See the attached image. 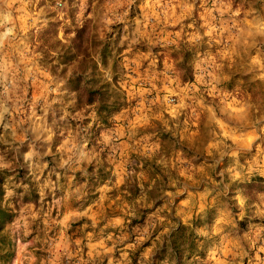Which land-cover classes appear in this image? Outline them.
<instances>
[{
  "label": "rangeland",
  "instance_id": "obj_1",
  "mask_svg": "<svg viewBox=\"0 0 264 264\" xmlns=\"http://www.w3.org/2000/svg\"><path fill=\"white\" fill-rule=\"evenodd\" d=\"M199 1H201L199 6L194 7V10L199 11V14L195 13L198 19L193 22L194 35H205L209 25L214 24L217 27L222 23L228 25V30L221 37L225 48L221 49L216 45L215 53L209 52V56L226 55L227 51H236L240 55L246 53L248 49L264 53V36L249 35L247 32L241 34L233 26V18L230 15L221 17L220 9L227 5L225 0ZM144 3L148 4V0H136V3L131 5L132 15L128 16L125 15V9L129 5L125 3L123 6H114L116 0H0V18L5 13H10L11 24L14 25L16 33L14 37L9 38L11 47L6 52V55L14 60V64L11 69L0 70V112L3 113L0 116L2 202L14 209L19 216L39 215L46 229L50 219L67 213L65 212L67 186L79 185L81 160L82 164H85L86 155L90 156L96 152L98 147L96 140L99 137L97 133L100 128L108 125L112 114L115 113L112 111L106 116L105 122H102L95 111L98 102L93 103L92 106H82L77 103L75 95L68 89L69 81L80 74L85 80L88 76L103 73L102 67L96 63L99 59H101L100 64H114L120 73L119 69L122 70L124 67L119 65V55L114 58L118 49H113L111 43L120 36L123 22L125 25L129 22L121 20L127 16L129 18L139 16ZM229 6L231 7V4ZM104 10H107L105 15L102 14ZM248 14L250 13L244 12L241 17L235 18L241 27L252 22ZM252 19L264 23L261 13H256ZM201 43L207 45L203 50ZM215 43L218 44L219 41ZM146 45L144 40H138L135 44L137 50L133 51L145 52ZM212 46L206 39L204 42L192 39L183 41L179 34L173 37V41L164 50L168 53L170 62L167 67L169 86L165 94L170 90L187 93L190 87L198 86L197 72L194 71L190 79L183 75L184 54L194 53L195 58L191 63L196 65L202 52H207ZM244 59L246 60L247 57L245 56ZM172 66L175 67V71ZM142 68L143 66H137L133 74L137 71L143 72ZM172 75L179 78L180 83H177ZM183 76L185 81H182ZM172 80H175V85L170 87ZM242 85H245V81L237 79L235 91L243 90L245 95L252 97L255 86L252 89L247 87L242 89ZM99 86V82L95 83L96 88ZM115 94L117 96L118 92L115 91ZM261 95H264V90H261ZM182 98V96L173 97L176 103ZM89 110H94V114L89 115ZM126 115L131 117L133 114L128 112ZM90 116L93 118L90 119ZM203 119L204 123L201 122L200 114L193 116L190 109L188 115L183 117L176 135L171 138L159 134L156 136L174 152L195 153L199 156V160H202L213 154L216 158L224 152L233 153L234 144L240 140L239 137L243 133L245 134L246 129L249 128L250 134L251 129H256L261 137L256 141L257 143L255 142L256 144L238 152L235 156L231 154L226 158L230 159L233 171H240V161L245 157L249 158L254 152H258L264 163V132L261 131V125L253 127L251 123L247 126L250 121L225 120L218 113L213 128L218 138L213 139L207 132V118ZM157 123L152 126L156 127ZM184 140L192 142L189 149L185 147ZM88 168L93 167L89 165ZM226 181H230L232 189L238 188L241 196L249 203L257 193H263L253 192L246 196L243 195L241 188V183L246 180L237 182L236 179H227ZM5 192H7L6 197ZM26 199L31 202L26 203ZM238 200L237 197L230 199L232 205L227 209L231 211L232 218L239 217L238 226L242 233L255 223L262 222V219L252 216L251 211H244ZM227 201L229 202V199ZM52 227L54 228V225ZM45 229L37 228L36 231L39 234ZM5 234L9 239H15L14 236H8L7 230ZM55 235L59 238L63 233L58 231ZM145 244L146 242L141 246L137 245L134 254L137 255L139 248ZM158 253L159 249L154 254L157 258L160 256ZM261 254L264 258V251H261ZM65 257L67 256H62L57 264H66ZM15 264H19V257Z\"/></svg>",
  "mask_w": 264,
  "mask_h": 264
},
{
  "label": "crops",
  "instance_id": "obj_2",
  "mask_svg": "<svg viewBox=\"0 0 264 264\" xmlns=\"http://www.w3.org/2000/svg\"><path fill=\"white\" fill-rule=\"evenodd\" d=\"M175 1H162V8L148 7L144 3L139 16H127L121 20L129 22L126 25L123 22L120 36L111 43L113 49H118L114 58L119 55V65L124 67L119 69L120 73L112 63L100 64L101 59L96 62L103 71L98 75L99 84H104V88L112 93L107 102L115 99L117 91L124 103L112 114L108 125L99 129L96 152L86 155L85 164L81 160L79 185L67 186V213L63 215L76 220L71 222L72 230L68 233L72 241L68 264H108L109 260L113 264H193V261L196 264H262L264 261L261 254L264 251V192L257 193L249 203L238 188L232 189L230 181H226H248L250 176L255 175L264 178V163L258 152L240 161V171H233L230 159L226 158L232 152H224L216 158L213 154L199 160L195 153L174 152L157 136L154 140L146 135L131 141H117L115 138L117 131L143 124V117L147 115L143 109H147L153 101L158 103L166 95L170 62L164 50L173 37L179 34L184 41L194 36L193 22L198 19L195 15L199 14L197 9L179 24V28L169 23L162 13L168 9L178 17L184 6H199L201 1ZM225 3L230 5L227 0ZM106 11L102 14L105 15ZM158 15L162 23L157 22ZM138 40L147 44L145 52L133 51L137 50L135 44ZM137 66H143L144 71L133 74ZM109 70L115 78L107 82L105 77ZM172 76L180 83L179 78ZM145 89L149 91L142 99ZM130 96L133 97L131 103L128 102ZM155 108L156 105H153L154 121L161 115ZM128 112L133 115L128 117ZM88 113L93 115L94 110ZM248 129L234 144V152L249 149V141L259 133L251 129L250 134ZM105 135L110 137L107 142L103 139ZM183 142L187 148L192 146L190 140ZM153 144H160L161 150L146 156ZM131 161H136L135 165ZM89 165L93 168H88ZM128 172L134 175L129 177L126 175ZM237 175L239 178H234ZM122 178L123 184L120 183ZM90 187L93 189L91 195ZM165 193L172 195L169 197ZM155 197L160 199L154 204ZM235 197L239 198L238 203L244 211H251L252 216L263 221L241 233L239 217L232 218L231 211L227 209L232 205L230 199ZM79 212H86L87 215L77 220L73 215ZM165 219L167 224H162ZM118 221L121 223L114 226ZM177 222L183 224L186 230L171 244L172 239H165L164 234L169 230L168 225L174 226ZM80 241H83V247L79 245ZM145 242L135 255L137 245ZM161 247L164 251L158 253L160 256L157 258L154 254ZM108 248L113 251L106 252Z\"/></svg>",
  "mask_w": 264,
  "mask_h": 264
},
{
  "label": "clouds",
  "instance_id": "obj_3",
  "mask_svg": "<svg viewBox=\"0 0 264 264\" xmlns=\"http://www.w3.org/2000/svg\"><path fill=\"white\" fill-rule=\"evenodd\" d=\"M128 4L129 7L125 9V15H132L131 5L136 3V0H116V5L123 6ZM264 3V0H262ZM148 7H164L162 0H148ZM194 12V4H187L184 6V11L180 16H176L174 11L165 9L162 13L163 17H167L169 23L172 25H178L184 22L187 18L191 17ZM221 17L225 15H230L233 18V26L237 30L244 34L247 32L249 35L254 36H264V23L257 22L252 17L255 14H248L252 22L246 24L243 27L235 20L242 16V12L239 8L233 9L230 6H224L220 9ZM262 20H264V13H261ZM215 19V17H213ZM12 16L10 13H5L2 18H0V70L5 68L11 69L14 60L6 55L8 48L11 47L9 38L15 36L14 25L11 24ZM111 17H109V23H111ZM157 22L162 23L163 20L161 16H157ZM228 30V25L222 23L220 27L216 25H209L208 32L205 35H194L192 40L205 41L213 46L208 48L207 52H202L199 58V63L193 65L191 60L195 58L194 53L189 54L185 52V59L183 61L184 72L183 75L186 78H192L193 72H197V87L189 88L187 93H177L174 90L168 91V93L163 96L160 101L152 102V105H148L147 109H143L147 112V115L143 117V124H138L132 128H125L119 130L115 133V138L117 141L122 139H128L129 141L136 139L138 136H147L149 139L154 140L156 134L160 136H172L176 135L181 127V122L184 116L188 115L191 109L192 115L195 116L197 113L202 117V123H204L203 118H207L206 128L208 135L213 139H217L215 136L213 128L217 120V114L222 115L225 120L229 121H240L246 122L250 121L253 127L256 125H261V131L264 132V95H261V90H264V53L255 50L248 49L246 53L240 55L236 51H227V54H216L209 56L208 53H215L216 45H219L221 49L225 48V45L221 42V37L225 31ZM219 41V43H215ZM201 49L207 47L206 44H200ZM247 57L245 60L244 57ZM242 62V63H241ZM173 70L175 71V67ZM207 77V78H205ZM115 78V74L109 70L106 74V81L110 82ZM237 79L245 81V85L241 88L252 89L253 96L249 97L244 94L243 90L241 92L235 91V85ZM175 85V80L171 81L170 87ZM149 90L145 89L144 93L141 94L143 99L145 93ZM182 96L179 103L173 99V97ZM133 101V97H129V103ZM231 102V103H228ZM124 103L121 96L117 95L110 107L118 108ZM145 104L147 100L145 99ZM153 105H156L155 110L161 113L157 121L152 119V113L154 111ZM167 105V107H165ZM167 113V115H164ZM0 112V116H2ZM107 115V114H106ZM153 123H157L156 127H153ZM162 125V127L160 126ZM260 135H254L252 140L249 141L248 147L255 140H259ZM104 141L107 142L110 137L105 135L103 137ZM161 150L160 144H153L151 152H146V156H151V154L159 152ZM234 156L236 152L232 153ZM136 161H131L132 165H135ZM129 177L134 175L132 172L126 173ZM234 178H239L238 175ZM121 184L124 183L122 178ZM93 189L90 187L89 195H91ZM166 196H171V193H165ZM7 192H5V197ZM160 197H155L154 204L159 201ZM25 202H31L30 200H25ZM86 201L82 202L85 203ZM242 203V202H241ZM86 212H79L74 214L79 220L81 217L86 216ZM7 219L0 221V233H4L7 230L9 237L14 236L15 239H9L8 243L12 249V255L10 257V264H15V261L19 257V264H56L57 261L61 259L62 256H68L72 248L71 237L68 233L72 230V223L76 220L72 219V216L61 215L58 218L50 219L49 226L45 229V225L41 220L39 215L35 216H19L18 214L7 212ZM121 222H117L118 226ZM162 224H167V219L161 222ZM54 225V228L52 227ZM95 226V222H93ZM183 227V224L177 222L174 226L168 225V231L165 232V239L171 240L173 235L179 232ZM45 229L39 234L36 229ZM23 229V231H21ZM60 231L63 233L59 238L56 237V233ZM198 235H200L198 233ZM79 245L83 247V241L79 242ZM202 250V248L200 249ZM264 250V249H262ZM106 252L111 253L113 249H105ZM70 258V256L68 257ZM2 260V258H0ZM108 264H113V261L109 260ZM186 264V262H185ZM193 264H196L193 261Z\"/></svg>",
  "mask_w": 264,
  "mask_h": 264
},
{
  "label": "trees",
  "instance_id": "obj_4",
  "mask_svg": "<svg viewBox=\"0 0 264 264\" xmlns=\"http://www.w3.org/2000/svg\"><path fill=\"white\" fill-rule=\"evenodd\" d=\"M231 7L233 9L239 8L242 12L249 13H263V5L262 0H229ZM183 64V63H182ZM94 65V64H92ZM93 67V66H92ZM96 76V78H92ZM93 76H88L83 80V77L80 75H76L73 80L69 81V91L73 92L75 95V99L77 103H80L82 106H87L98 102L96 105V115L102 122H105L106 116L109 115L112 111H116L118 108L110 107L113 104L114 99L107 103V100L112 95L111 92H108L104 87V84L100 83L98 88L95 87V83L99 82L98 75L95 74ZM185 77H182V81H185ZM107 114V115H106ZM242 193L243 195H250L253 192H264V178L258 175L253 176L248 181L241 183ZM3 190L1 187V178H0V221H4L8 217H6L7 212H12L16 214V211L12 208L7 207L2 202ZM24 199V198H23ZM263 221V220H261ZM186 230L183 227L179 232L175 233L172 237L171 244H173L177 238ZM181 232V233H180ZM9 238L4 233H0V264H8L10 261V257L12 255L11 246L8 243ZM176 247V246H174ZM164 248L161 247L159 249V253H163Z\"/></svg>",
  "mask_w": 264,
  "mask_h": 264
},
{
  "label": "built area",
  "instance_id": "obj_5",
  "mask_svg": "<svg viewBox=\"0 0 264 264\" xmlns=\"http://www.w3.org/2000/svg\"><path fill=\"white\" fill-rule=\"evenodd\" d=\"M65 263L68 264L69 263V259L67 257H65Z\"/></svg>",
  "mask_w": 264,
  "mask_h": 264
}]
</instances>
